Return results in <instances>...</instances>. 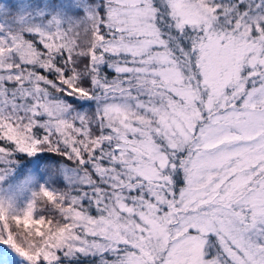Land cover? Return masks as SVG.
<instances>
[{
  "label": "snow or ice",
  "instance_id": "6c2138e0",
  "mask_svg": "<svg viewBox=\"0 0 264 264\" xmlns=\"http://www.w3.org/2000/svg\"><path fill=\"white\" fill-rule=\"evenodd\" d=\"M0 264H264V0H0Z\"/></svg>",
  "mask_w": 264,
  "mask_h": 264
}]
</instances>
